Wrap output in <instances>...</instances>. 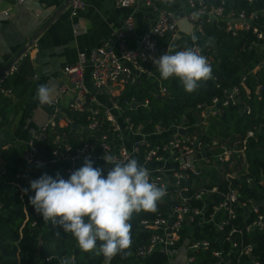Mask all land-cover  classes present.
Instances as JSON below:
<instances>
[{"label": "built area", "instance_id": "1", "mask_svg": "<svg viewBox=\"0 0 264 264\" xmlns=\"http://www.w3.org/2000/svg\"><path fill=\"white\" fill-rule=\"evenodd\" d=\"M226 1L186 0L187 10L174 13L156 7L150 0H114V5L120 9L149 8L154 14L151 28L139 35L134 47H126L123 44L124 35L134 30V16L130 11L120 28L113 32L112 39L118 45L117 54L106 44L93 48L87 55L79 52L75 63L62 67L63 82L56 89L47 120L23 144V165L12 173V181L5 176L6 163L0 157V184H10L19 190L23 218L17 228V241L25 224L29 228H36L44 222L34 209L29 216L23 189L16 180L23 179L29 188V181L44 173L53 177L59 173L67 179L72 171L83 165L85 156L93 161V167L103 169L102 175L106 177L112 165L106 164L102 157L113 155L122 160L128 157L137 159L149 169L150 180L167 189L163 199L157 202L160 209L152 217L138 220V227L147 235L144 242L130 254L131 259H145L159 251L165 255L167 264H259L251 237L256 231L264 229V171L261 167L251 170L248 141L255 139L257 134L264 136L262 125L251 124L242 135L234 132L221 136L213 134L208 139L204 135L209 122L221 120L227 109L232 108L244 117H251L257 111L253 100L261 98L259 92L264 85V55L249 63L252 67L246 73L243 67L249 64L242 66L241 77L223 88L220 95L211 97L207 103H197L195 107L198 112L192 126L182 123L163 128L155 124L150 132H143L141 123L134 125L123 113L125 108L137 103L131 98L121 105L113 98L123 86L134 84L139 77L155 78L154 73L158 70L153 60L172 45L179 51L193 48L209 63L204 51L208 50L205 46L210 44V39L203 36V18L222 22L224 32L231 36H236L239 31L250 32L255 38L254 52L263 49L264 7L249 12L231 10L223 14ZM244 1L250 4L257 0ZM65 2L71 17L83 8L80 0ZM180 19L188 22L187 33L178 30L177 22ZM193 35L197 37L195 41L191 38ZM200 37L204 38L202 45L197 41ZM158 38L167 40L159 45ZM12 69L13 66H10L0 73V93L3 95L10 93L3 82ZM260 75L258 85L256 81L257 95L247 98L243 94L247 76L259 79ZM211 79L214 80L213 76ZM155 81L153 95L166 94V88L158 83V79ZM215 87L218 85L215 84ZM65 97L68 98L67 113L59 110L60 101ZM140 104L147 107V100ZM74 115L83 117L85 125H75ZM103 121L114 133V146L105 133L97 137L93 135ZM63 126H70V129L61 130L50 138L52 148L49 157L43 158L42 149L34 141L44 140L47 131ZM76 131H86L90 140L76 137ZM73 142L77 144L72 145ZM9 146L2 143L0 149ZM213 179L223 181L225 187H219ZM244 188L251 189V192L245 193ZM42 245L41 235L38 234L35 238L36 252ZM74 247L80 249L76 239ZM65 257L73 261L71 254H44L37 264H60ZM100 264H104V261Z\"/></svg>", "mask_w": 264, "mask_h": 264}, {"label": "trees", "instance_id": "2", "mask_svg": "<svg viewBox=\"0 0 264 264\" xmlns=\"http://www.w3.org/2000/svg\"><path fill=\"white\" fill-rule=\"evenodd\" d=\"M261 7H264V0H257L250 4L244 0H228L224 4L222 13L225 14L231 10L234 12L237 10L249 12ZM201 24L205 39H210L215 44V48H211L210 44H207L205 47L208 50L204 51L209 59L214 80L204 81L200 84L198 90L193 93H187L177 78L172 77L168 80H163L160 78L159 72H155V78L139 77L134 84L123 86L118 94L113 96L121 105L131 98L137 103L134 107L128 106L125 108L123 113L134 125L141 123L143 132H150L155 124L163 128H168L172 124L182 123L185 126H192L198 112L195 107L196 104L204 101L207 103L211 97L220 95L221 90L230 84L242 66L254 62L256 51L254 52L253 41L255 38L250 32L239 31L236 36H231L224 32L223 23L218 20L207 21V19L203 18L201 19ZM157 40L159 45H163L167 38H158ZM180 40H178L179 42L177 41L178 44H180ZM175 51L179 50L176 49ZM156 79H158L160 85L166 88V94L162 96L153 95ZM256 81L258 85L261 81V75L259 79L247 76L244 83L245 90H243V94L247 95V98H251V96L256 94V91H259L256 88ZM215 84L218 87H215ZM259 94L264 97V85ZM143 100H147V107L140 104ZM220 119L209 122L207 132H205L206 135H204L205 139H208L213 134L217 135V129L222 124H225L227 128L221 133L218 131L219 136L223 134L231 135V132L242 135L243 131L251 124L258 123L262 125L264 130V115L259 108L251 117H244L230 108L224 111ZM73 121L77 126L85 125L86 123L83 117L76 115L73 116ZM230 125H232L233 131L229 132L228 127ZM69 129L70 126L56 127L46 132L44 140L34 141V144L42 149L43 158L49 157V151L52 148L49 144L50 138L61 130L68 131ZM102 132L107 135L108 141L114 146L116 144L114 133L104 121L94 130L93 135L97 137ZM75 136L80 137L82 140H90V136L86 131H76ZM71 144L76 145L77 143L73 142ZM262 144L263 147H261ZM248 150L251 170L255 171V169L261 167L264 171V136L257 134L255 139H249ZM23 151L24 145L22 144H12L8 148L0 149V157L6 163L5 176L8 181H12L11 175L16 168L23 165L21 158ZM16 181L20 183L22 189L28 188L24 184L23 179ZM213 182L221 188L225 187V183L219 179H213ZM243 190L245 193L251 192L249 188H244ZM32 193L31 190L28 193L23 191V198L29 216L33 213V207L28 204V197ZM18 195L19 190L17 188L10 184H0V264H37L44 254H71L74 264H100L104 261L102 255H95L91 252L86 253L75 248V238L72 234L64 233L62 229H55L61 232L60 236L57 237L51 224L43 223L36 226V228H29L25 224L22 228L21 238L17 241V228L23 218ZM159 209L160 207L157 203L155 212L141 211L139 214H133L130 220L132 243L128 254H118L113 258L111 264H167L165 255L159 251L153 252L145 259L139 260L131 259L130 255L137 246L144 242L147 235L138 227V220L152 217ZM38 234L41 235L43 245L36 252L35 238ZM251 240L254 243L253 252L259 264H264V229L252 234Z\"/></svg>", "mask_w": 264, "mask_h": 264}, {"label": "crops", "instance_id": "3", "mask_svg": "<svg viewBox=\"0 0 264 264\" xmlns=\"http://www.w3.org/2000/svg\"><path fill=\"white\" fill-rule=\"evenodd\" d=\"M80 1L83 8L72 17L65 0L0 2V69L21 48H25L12 63L11 73L4 79L3 84L10 89V93H0L2 143L23 145L45 123L51 106L39 104L35 98L37 88L41 84H48L55 88L56 95L59 83L63 82L62 67L75 63L79 52L87 55L93 48L106 44L117 54L118 45L112 39L113 32L120 28L130 11L134 16V30L124 35L123 44L126 47H134L139 35L148 31L154 20V14L143 6L120 9L114 5V0ZM150 2L174 13L187 10L186 0ZM203 40L200 37L197 41L202 45ZM256 52L255 60H259L264 55V48ZM251 67L252 64L243 67L244 73ZM241 75L239 71L230 84H234ZM67 101V97L60 101L59 110L63 113H67ZM253 105H264V97L253 100Z\"/></svg>", "mask_w": 264, "mask_h": 264}, {"label": "clouds", "instance_id": "4", "mask_svg": "<svg viewBox=\"0 0 264 264\" xmlns=\"http://www.w3.org/2000/svg\"><path fill=\"white\" fill-rule=\"evenodd\" d=\"M191 38L197 39L194 35ZM153 63L161 79L177 78L187 93L195 92L202 82L212 78L206 57L190 47L175 51L172 45ZM54 96L53 86L41 84L35 98L40 105H51ZM102 158L112 165L106 177L102 175L103 169L93 167V161L85 156L83 165L67 179L59 173L55 177L44 173L30 180L29 188L23 191L34 192L28 203L42 216L44 224L71 233L81 251L102 255L104 264H111L118 254H128L133 214L155 212L167 189L152 182L149 169L135 158ZM54 234L59 237L61 232L55 230ZM60 264L74 261L65 257Z\"/></svg>", "mask_w": 264, "mask_h": 264}, {"label": "water", "instance_id": "5", "mask_svg": "<svg viewBox=\"0 0 264 264\" xmlns=\"http://www.w3.org/2000/svg\"><path fill=\"white\" fill-rule=\"evenodd\" d=\"M51 19V18H50ZM177 27H178V30L180 32H185L187 33L188 32V29H189V26H188V22L184 19H180L178 22H177ZM208 43L211 44V46H215L214 42H211V40L208 41ZM25 50V48H21L15 55L14 57L6 64V66H4L3 68L0 69V73H3V71L7 70L10 66H12L14 64V61H16V59L22 54V52ZM216 52V50H215ZM13 63V64H12ZM136 104L133 103L131 105V107H134ZM72 127L75 128L74 124H72ZM180 133H184L183 130H179ZM2 143L1 141V136H0V144ZM263 147V144L262 146Z\"/></svg>", "mask_w": 264, "mask_h": 264}, {"label": "rangeland", "instance_id": "6", "mask_svg": "<svg viewBox=\"0 0 264 264\" xmlns=\"http://www.w3.org/2000/svg\"><path fill=\"white\" fill-rule=\"evenodd\" d=\"M255 108H259V109L262 111V114L264 115V105H256ZM226 128H227L226 125H225V124H222V125L217 129V132H216L217 136H219L218 131L221 133V132H222L223 130H225ZM228 131H229V132H230V131H233V130H232V125H230V126L228 127Z\"/></svg>", "mask_w": 264, "mask_h": 264}]
</instances>
